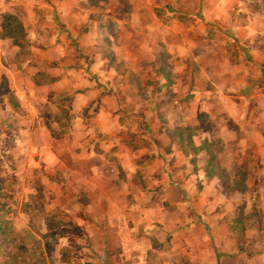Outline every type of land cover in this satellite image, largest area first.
<instances>
[{
    "label": "crops",
    "instance_id": "1",
    "mask_svg": "<svg viewBox=\"0 0 264 264\" xmlns=\"http://www.w3.org/2000/svg\"><path fill=\"white\" fill-rule=\"evenodd\" d=\"M123 1L104 7L87 0L12 2L22 6L34 51L26 71L5 72L26 81L20 89L14 85L25 113L8 106L21 122L0 130V152L34 153L68 174V185L53 186V204L67 208L83 229L91 264H253L252 256L246 262L232 249L223 209L235 196L223 191L218 172L187 158L194 156L180 147L165 118L162 133L148 129V114L145 122L142 115L127 119L120 95L107 89H128L129 107L163 109L170 121V110L203 109L211 100L218 109H259L245 123L263 126L264 99L256 94L264 95V20L251 17L246 0H166V12L183 19L153 21L142 18L140 5ZM203 13L212 21H200ZM40 64L50 79L36 83ZM90 71L101 85L86 76ZM33 89L41 101L51 92L74 95L64 136L50 131ZM29 116L38 118L35 132ZM255 264H264V256Z\"/></svg>",
    "mask_w": 264,
    "mask_h": 264
},
{
    "label": "rangeland",
    "instance_id": "2",
    "mask_svg": "<svg viewBox=\"0 0 264 264\" xmlns=\"http://www.w3.org/2000/svg\"><path fill=\"white\" fill-rule=\"evenodd\" d=\"M13 1L15 0H0V13L11 11L21 18L22 6L12 3ZM132 2L145 9L141 15L147 21H153L155 16L164 20L173 19L174 16L183 19L182 15H170L166 12L165 8L168 5L166 0L123 1L125 6H130ZM87 3L104 7L114 5L116 0H87ZM155 3L158 4L157 7L154 6ZM246 3L250 7L251 17L261 16L264 20V13L261 12L264 11V0H246ZM152 6L154 13L150 14L149 8ZM120 15L126 21L131 19L130 13L124 12ZM200 21L211 22L212 14H201ZM33 51L30 42L22 51L10 39H0V130L2 131L4 125L13 124L18 127L21 122L18 117L9 115L8 106L24 111L22 109L24 105L14 85L20 89V85L26 84L25 79L20 80L13 75L7 77L5 72L9 74L8 69L15 68H23L26 71L25 66L32 57ZM86 62L89 63L88 60ZM148 64L152 67V61ZM36 68L33 78L36 83L50 79L44 64ZM86 76L91 81L94 80L97 86L102 84L98 80L99 76L92 74L91 71ZM209 87L212 86L209 84ZM81 88L78 85V90ZM107 90L120 95L118 97L120 108L125 112L129 111L130 116L126 115L127 119L133 117V120H138L139 115H142L141 120L145 122L143 118L148 114L150 125L147 127L151 132L152 126L157 132H165L162 129L165 127L162 126L165 118L168 123L167 128L170 130L176 131L181 128L183 135L191 134L196 142L207 141L208 152L207 149H202L193 158L190 156L187 158L217 171L223 183V191L235 196V199L230 200V206L223 209L224 221L231 231L232 249L235 250V254L244 253L242 255L244 261L249 262L252 256V263L258 262L264 256V125L250 126L245 122L251 115L253 118L258 116L260 110L254 109L252 112L255 113L251 114L249 113L251 110L245 109H218L213 108V103L209 100L203 109L170 110L169 117L172 120L170 121L165 117L167 115L163 113V109H143L136 102L129 107L127 95L131 92L128 89L116 92L110 87ZM52 93L49 94L47 101H41V92L36 89L29 94L33 96L35 102L45 104L44 107H40L44 120L53 134L62 137L70 129L72 117L70 109L75 98L74 95L63 90L55 97ZM256 98L260 101L264 99V95L256 94ZM28 119L30 131L35 132L38 129V118L29 116ZM180 122L183 126L179 127L177 123ZM48 162L41 160L37 154L26 153L17 148H14L13 152L5 149L0 152V236L2 237L0 239L13 249L20 244L33 248L34 244L30 242V238L35 236L45 251V264H91L89 258L94 256L88 252L90 243L84 236L83 229L73 224L74 221L67 208L53 204V186L56 181L68 185V174L53 171L48 167L49 164L51 166ZM62 194L64 196L62 200L68 205L67 190ZM3 259L4 249L0 245V262Z\"/></svg>",
    "mask_w": 264,
    "mask_h": 264
},
{
    "label": "trees",
    "instance_id": "3",
    "mask_svg": "<svg viewBox=\"0 0 264 264\" xmlns=\"http://www.w3.org/2000/svg\"><path fill=\"white\" fill-rule=\"evenodd\" d=\"M4 38H10L13 44L22 51L25 50V46L29 43L26 28L15 12L6 11L0 13V39ZM172 134L176 137L180 147L185 151H189L192 156H195L202 149H207L206 151L208 152L206 140L196 145L192 140V135H183L181 128L173 131ZM73 224L79 227L76 223L73 222ZM0 238L2 237L0 236ZM30 242L34 244L33 248L20 244L16 249H13L7 242L0 239V245L4 249V259L0 264H45V251L40 246L39 240L35 236H31Z\"/></svg>",
    "mask_w": 264,
    "mask_h": 264
}]
</instances>
